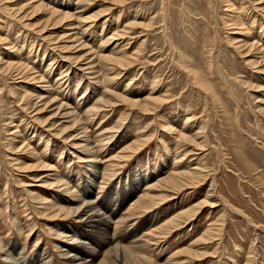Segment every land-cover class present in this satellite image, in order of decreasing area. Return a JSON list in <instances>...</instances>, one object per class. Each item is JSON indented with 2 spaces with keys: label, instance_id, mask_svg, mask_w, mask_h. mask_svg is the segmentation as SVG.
I'll use <instances>...</instances> for the list:
<instances>
[{
  "label": "rangeland",
  "instance_id": "obj_1",
  "mask_svg": "<svg viewBox=\"0 0 264 264\" xmlns=\"http://www.w3.org/2000/svg\"><path fill=\"white\" fill-rule=\"evenodd\" d=\"M248 1L124 0L111 5V11H107L108 0L85 8L75 0L67 8L59 4L64 13H74L70 20L74 23L79 10L84 17L102 10L82 33L96 52L107 53L115 46L118 39L104 44L101 35H111L119 13L125 17L124 24L135 21V16L139 21L118 40L126 45V62L131 64L117 70L113 84L105 81L92 93L93 85L85 77L72 76L73 66L64 65L61 75L55 70L60 61L54 58L57 50L48 39L61 36L69 21L37 32L44 20L37 18L45 13L18 19L21 12L16 16L6 8L11 1L0 0V37L6 41L0 39V64L20 62L42 75L56 101L74 112L69 119L59 118L51 129L46 119L54 106L38 110L43 101L39 98L38 108L31 111L21 93L33 97L39 92L29 82L31 71L25 67L20 74L0 71V264L13 260L15 264H70L65 252L73 253L78 257L74 262L80 264H264V63H252L261 55L257 47L264 53V10L254 9ZM232 19L244 23L241 27L248 29V37L232 40L238 31ZM103 21L107 24L102 30ZM85 27L77 24L74 32ZM254 41L259 42L245 53ZM238 43L245 47L237 48ZM152 82L158 99L152 110L143 112L140 103L116 95L141 98ZM75 114L78 125L69 130ZM10 122L18 130L12 141L9 132L15 128L6 125ZM82 126L86 127L83 133ZM59 127L64 131L57 132ZM178 131L195 135V142L180 138ZM70 133L75 137L70 139ZM76 136L90 143L91 154L82 146L86 142H78ZM145 137L147 141L132 157L118 160L136 138ZM94 156L98 162L86 161ZM36 161L49 169L36 166ZM184 167L189 168L184 182L193 183L166 192L150 187L156 204L149 203L152 207L145 212L133 205L159 176ZM52 178H59L72 192L42 182ZM208 190L212 197H207ZM77 195L80 202H61ZM202 198L208 201L197 218L187 222L183 217L170 225L177 213ZM83 200H96L92 211L99 210L101 224L76 229L81 219L47 208L75 209ZM215 227L217 235L210 234L213 237L204 244H193ZM62 240L82 243L72 248ZM191 245L201 254L185 259L179 252Z\"/></svg>",
  "mask_w": 264,
  "mask_h": 264
},
{
  "label": "bare ground",
  "instance_id": "obj_2",
  "mask_svg": "<svg viewBox=\"0 0 264 264\" xmlns=\"http://www.w3.org/2000/svg\"><path fill=\"white\" fill-rule=\"evenodd\" d=\"M8 1H11V3H9V6H6L7 9H10L11 12L14 13L16 16H17L18 12H21L22 13L21 16H17L18 19H22V18L24 19V17H28L30 15H35L33 13H39V12L40 13H42V12L45 13L44 17H38L37 18V20L40 19V18L41 19L44 18V20L43 19L41 20L42 21L41 22V26L39 27V29L37 30V32H41L49 24H51L50 26H52V25H55V24L57 25V23L58 24L59 23L62 24L66 19H67V21H69V23H67L65 26H63V29H62L63 30L62 31L63 34H61V36L58 35V36L54 37L53 39H48L49 42H52L51 43V47L53 48V50L54 51L57 50V52L55 51L57 54L56 53L53 54L54 58H56V57L58 58V63L60 61V64L57 65V67L55 68V70H57V72H59L58 74L61 75L62 74V72H61L62 69L61 68L64 67V65L67 64V67L69 69H70L71 66H73V68H72V76H75V78H77V79L85 77L86 78L85 80L87 81V83H89V84L91 83V85H93L92 86L93 87L92 88V93L101 86V83H103L105 81L107 83L113 84L115 82V79H117L116 76L120 73V71L117 72V70H119V68L121 69L124 66H128V65L131 64V63H127L126 62L128 55L124 52V45L125 44H123V45L118 44V40L119 39H122V36L124 34L129 33V31L131 30V28L135 24H137L139 22V21L138 22L136 21V19H137L136 16L134 17V20L135 21L132 20V21L127 22L126 24H124V22H125V21H123L124 15L121 14V13H119L115 17V19H114V21H115L114 24L116 26L114 27V30L112 31L111 35H109L106 38H104V36L101 35V39L103 40V43L104 44H107L110 40H113V41L115 40L114 42H116V39H118L117 42L115 43V46H113L112 48H110L107 51V53L106 52H96L95 50L91 49L90 46L86 43L85 39H83V35L87 32V31L86 32H84V31L86 29H88L90 27V25H92L93 22L100 17V13L102 12V10L101 11H96V12L92 13L91 15H88V16H85V17L81 13V12H83V10H79V11H77L78 14H77V12H75L76 14H75V20H74L75 23H74V22H70V20H73L74 19V17H73V14L74 13L71 15V14H69V12H65L64 13L63 12L64 10L62 11L61 9H59L62 6L63 7H66L68 5L74 4L75 3L74 0H65V3H63V1H61V0H46L45 2L44 1H41V0H8ZM75 1H76V3H81L82 5L84 4L83 6H80V7L85 8V6L88 5V3H93V2H95L97 0H75ZM101 1H104L105 2L106 0H101ZM118 2L123 3L124 0H108V3H109L108 6L109 7L107 8V11H109V10L111 11V9H113V8H110V6L113 5V4H116V3L119 4ZM248 3L249 4H252L254 6V9H258L259 11L264 10V0H249ZM59 4H61L62 6H59ZM230 12H232L233 14H235L233 11H231V9H230ZM234 18H236V20H237L238 16H236ZM120 20H122V21H120ZM233 21H234L233 26L234 27H238V28H236V31L237 30L238 31L236 32V35L235 36L231 37L232 40H236V39H238L240 37H248L247 36V33H248L247 30L248 29L246 31H243L244 30L243 29V26L241 27V25H243L244 23H242V22H239L238 23L235 20H233ZM254 21H255V19H254ZM254 21H253V23H254ZM262 23H264V22H262ZM77 24L80 26V28H82L84 26H86V27L83 29V31L80 28H77L78 32L77 31L74 32V30H76V25ZM106 24L107 23H105V21L102 22V26H101L102 27V30H103V28L105 27ZM24 25H26V24H24ZM235 25H237V26H235ZM261 27L264 28V25H261ZM53 29H54V27H53ZM82 33H83V35H82ZM0 39L2 40L1 37H0ZM3 40H5V39H3ZM3 40L1 42L3 44L6 43V41H3ZM242 40H244V39H241V41ZM238 41H240V40H238ZM235 42H237V41H235ZM255 42L258 43L259 41H254L251 44H249L250 46L248 45L249 47L246 48L247 50H246L245 53L251 51L252 47H254V45H256ZM236 47L241 49L242 47H245V46L240 43ZM12 48H13V46H12ZM73 49H76V50H73ZM256 49H257V53H261V55L255 56V60H253L252 63H256V64H258V63H264V53L260 52L261 51L260 47H257ZM8 50H10V48ZM12 50L13 49H11V51ZM71 51H74V52H71ZM241 52L244 53L243 49H242ZM130 55H132V54H130ZM248 55H250V54H248ZM247 60H249V59H247ZM15 63H18V64H10V63H6V64H3L2 63V64H0V71L1 72H4V70H8V71L12 70L13 72H15L17 74L22 73V69L25 67L23 65H25V64L20 63V62H15ZM51 63H53V62H51ZM25 68L24 69L26 70V72H27V70H30L31 69L29 67H25ZM261 70L264 71V66L261 68ZM113 71H114V74L112 73ZM23 73H24V71H23ZM35 74L36 73L35 72H32V71L28 74L29 82H31L32 84H34L35 87L38 88V91L39 92H37L36 95H34V93H33V97H32V94L31 93L29 94L27 91H21V93H23L26 96V100H27L28 105L30 106L31 111H34V110H36L38 108L37 107L38 103H36L37 102L36 100L39 99V98L41 100H43V101L39 104L40 107L41 106L42 107L39 108L38 110H42L45 106H48V105L49 106H54V108H53L54 110H52L51 115L46 119L47 120L46 125L48 127H50L51 129H54V127L57 126V122L59 121L58 120L59 118L69 119L70 118V115H72L74 112H71L68 109L69 106L66 105L64 102L62 103L59 100L56 101V97H57L56 94H53L52 95L50 93L51 88L50 87H46V86H48V85H46V81L48 79L47 80L46 79L43 80L44 77L42 78V75H40V74L35 75ZM76 75H78L79 77H76ZM66 78L68 80V77H66ZM70 79H72V78H70ZM37 83H41V84L39 86H37L38 85ZM148 85H149V88H147L148 90L146 89L147 90L146 94L145 95H142L143 97H141V98L140 97H137L135 99L132 98V100H131L130 97H128V99H126V96L122 95L121 93H118V94L116 93V95L119 96V97H121L123 100H126V101L130 102L131 104L132 103L133 104L134 103H136V104L140 103L139 108H141V111H143V112L149 111V110H152V108H150L152 106V104L153 105H156L158 99H156L157 96H154V94H153L154 93V89H156L154 83L152 85L151 84H148ZM145 87H147V86H145ZM142 90L143 89H141V91ZM144 90H145V88H144ZM137 91H138V89H137ZM45 93H47L48 95L47 96L44 95ZM135 94L138 95V92L135 93ZM24 95H23V97H24ZM140 95H141V93H140ZM21 96H19V97H21ZM42 96H44V97H42ZM23 97H21V98H23ZM102 101L103 102H108V100H102ZM97 107L99 108L100 106L97 105L94 108H97ZM37 113H39V112H36L35 111L34 114H37ZM4 115L7 116V114H4ZM76 118H78L77 115L76 114L73 115V124L71 126H69V130L74 129L75 128V125H78V123H77V120L78 119H76ZM11 122H13V121H11ZM11 122H10V124L9 123H6V125H10L11 129H14L16 126H15V124H11ZM43 123H45V122L43 121ZM85 129H86V127H84V126H82L80 128V130H81L82 133L84 131H86ZM168 129L171 130V128H168ZM9 130L10 129H8L7 131H9ZM76 130H79V129H76ZM56 131L57 132L58 131H61L62 132L64 130L61 127H59V128L56 129ZM17 132H18V130L16 128L13 131L9 132V134H10V137L9 138H10L11 141L14 140L18 136V133ZM76 134H78V133H76ZM177 134H178V136L180 138H183L186 141L194 140L193 142H195V135H193V136H186V135H183V133H181L179 131H178ZM67 136L69 138L71 137L70 139H72V137H75L74 135H72V133L68 134ZM141 136H143V135H141ZM88 137L86 136L85 139L86 138L88 139ZM141 138L140 139H137L136 138V141L134 140L129 146H127L124 149L125 152L123 154L117 156L118 157V160L127 159L128 157L130 158V157H132L134 155V153L137 152V150H140V147H142L144 145L142 143L144 141H147V138L146 137H145L146 138L145 140H143ZM201 139H200L199 142L196 141V143L199 144V145L202 144V141L203 140H201ZM75 140H78V142H82V141L83 142H86L82 146L86 147V151H88V153L90 152V154H91V152H92L91 149L92 148L90 147V143L88 141H86L84 139L81 140L80 139V136L79 137L76 136ZM78 142H73L71 144L77 143L79 145ZM197 144H196V146H197ZM46 146L47 145H45V147ZM13 149H15V147ZM18 150H19V148H18ZM34 152H31V153H34ZM83 156H86V155H83ZM78 158H80V157H78ZM86 161H91V162H95V163L98 162L97 159L95 158V156H94V158L88 159ZM36 164H37L36 166H39L40 168H45L46 169L48 167V165H45L42 162H37L36 161ZM196 164H198V163H196ZM27 165H30V164H27ZM33 165H35V164H33ZM187 167H184L185 169L182 168V169H179V170H175L170 175L168 174V175H166L164 177H160L159 176L155 180V182L153 184L149 185V187L146 190L142 191V193L139 195V198L137 197L135 199V202H134L133 205L136 206V207L138 205V207H140V209H142V212H145L147 208H149V207L151 208L152 207V205H151L152 203H153V205L156 204V201H154L156 195L151 194V192L149 190L150 187H157V189H159L160 192L161 191L166 192V189L169 190V191H171L173 189L174 190L175 189H181L182 186L193 183V182L186 183L187 181L184 182V179H185L184 177L187 174V172L189 171V168H187ZM28 168L29 167H27V169ZM48 169H49V167H48ZM103 173H104V171H103ZM48 177H50V176H48ZM36 181H38V180H36ZM42 182L45 183V185L47 187L52 188L53 186H55L57 188H60L62 191H65V192L67 191L68 193L72 192L68 188L69 186L68 187L67 186H64V183H62L59 178L58 179L52 178L51 180H44ZM136 185L134 186L135 189L137 187ZM212 189H214V188H212ZM212 193H213V191H212ZM210 194H211V190H208L207 191V194H206L207 197H212V196H210ZM32 195H34V194H32ZM162 195H164V194H162ZM72 197H73V195H72ZM72 197L71 198H69V197L64 198L63 197V199H61V202H64L65 204L70 203V202H76V201H79L80 202V200L78 198H80L81 196L79 197L77 195V196L74 197V199ZM34 198H36L37 201H40V199H41L37 195H35ZM205 200H207V198H205ZM205 200H203V198H202L201 201L196 202L191 208H186L185 210L177 213L174 216L175 219H172L171 220V224L170 225H172L173 223H176L177 220H181L183 217H186V221L187 220L190 221L192 219L194 220V218H197V215H198L200 209L203 207V205H205V202H206ZM95 201L96 200H90V201L83 200L82 201L83 203H81L82 206L79 207V208H77V206H76L75 209L65 208V207H62L60 205L59 206L50 205L47 208L48 209L51 208L52 211L53 212H56V213H61L62 211L63 212H67V214L72 215L74 218L81 219L79 221L80 223H77L76 224V226H75L76 229H77V226H81V225L88 226V227L89 226L90 227H96L98 224H101L102 223V219L103 218H102L101 213L99 214V210H98V212L96 210L95 211H92V210H94V207L96 206V204H94V205H91V204L95 203ZM149 203H151V204H149ZM98 214L101 215V217H99ZM83 216H85L84 219L82 218ZM104 220H106L105 217H104ZM221 223H223V221ZM176 224H174V225H176ZM217 225H221V224L219 223ZM96 229H98V228H96ZM218 230H219V228H216V227L215 228H212V229L206 230V231H209L208 232V235L206 237L201 236L196 241H194L193 244H196L197 242L198 243L201 242V244H204L207 240H209V239H211L213 237L210 234H213V233L216 234L218 232ZM73 239L71 241H73ZM69 241L68 240H62V242H64L63 245L64 246H71L73 248L76 245V243H78V245H76V246H79L82 243L81 241L80 242H75V243L74 242H69ZM74 241H76V240L74 239ZM130 243H135V242L133 241V242H130ZM192 245L189 246V247H187L186 250H182V251L179 252L181 255H186L185 256V259H191L192 257L201 254L200 252H198V250H196L197 248L196 247H193ZM6 254L8 256H10L9 250H8V252H6ZM64 254L66 255V258L69 259L70 264H80V263L74 262V260L76 261L78 259V257L76 258V256H73L74 255L73 253H66L65 252ZM12 258H13V256H12ZM10 260H13V259H10ZM11 262L12 261H9V262L6 261L5 264H10ZM15 263H16V261L13 260V262L11 264H15ZM184 263H187V262H184Z\"/></svg>",
  "mask_w": 264,
  "mask_h": 264
}]
</instances>
